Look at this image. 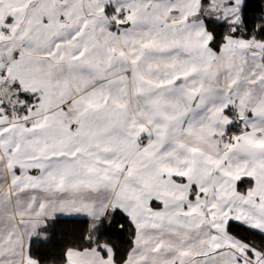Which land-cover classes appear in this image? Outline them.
<instances>
[{
	"label": "snow or ice",
	"instance_id": "obj_1",
	"mask_svg": "<svg viewBox=\"0 0 264 264\" xmlns=\"http://www.w3.org/2000/svg\"><path fill=\"white\" fill-rule=\"evenodd\" d=\"M0 189V264H264V0H0Z\"/></svg>",
	"mask_w": 264,
	"mask_h": 264
},
{
	"label": "trees",
	"instance_id": "obj_2",
	"mask_svg": "<svg viewBox=\"0 0 264 264\" xmlns=\"http://www.w3.org/2000/svg\"><path fill=\"white\" fill-rule=\"evenodd\" d=\"M256 2L257 0H253L254 7H256ZM52 223L55 222H50V228ZM86 228L87 225L83 223V218H62L56 224L55 238L51 240V243L36 244L33 251L40 253L39 258L43 264H60L64 248L73 246L74 241Z\"/></svg>",
	"mask_w": 264,
	"mask_h": 264
},
{
	"label": "crops",
	"instance_id": "obj_3",
	"mask_svg": "<svg viewBox=\"0 0 264 264\" xmlns=\"http://www.w3.org/2000/svg\"><path fill=\"white\" fill-rule=\"evenodd\" d=\"M5 191H6V189H0V195H2ZM12 210L14 211V206H13Z\"/></svg>",
	"mask_w": 264,
	"mask_h": 264
}]
</instances>
